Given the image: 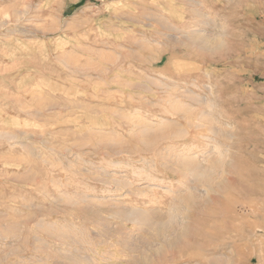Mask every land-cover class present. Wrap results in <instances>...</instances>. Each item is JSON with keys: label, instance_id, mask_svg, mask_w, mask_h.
Masks as SVG:
<instances>
[{"label": "rangeland", "instance_id": "1", "mask_svg": "<svg viewBox=\"0 0 264 264\" xmlns=\"http://www.w3.org/2000/svg\"><path fill=\"white\" fill-rule=\"evenodd\" d=\"M143 256L264 264V0H0V264Z\"/></svg>", "mask_w": 264, "mask_h": 264}, {"label": "bare ground", "instance_id": "2", "mask_svg": "<svg viewBox=\"0 0 264 264\" xmlns=\"http://www.w3.org/2000/svg\"><path fill=\"white\" fill-rule=\"evenodd\" d=\"M195 224V223H194ZM196 225V224H195ZM191 229H193V228H191ZM198 229H200V228H198ZM205 229V228H204ZM188 230H189V228H188ZM203 230V229H202ZM201 232V231H200ZM199 233V231L197 232V234ZM202 233V232H201ZM206 233V232H205ZM191 234V233H190ZM204 234V233H203ZM203 234H200V235H203ZM195 235V234H194ZM199 235V234H198ZM210 235V234H209ZM196 236V235H195ZM204 236V235H203ZM211 236V235H210ZM181 237H183V236H181ZM180 237V238H181ZM179 238V239H180ZM185 238V237H184ZM197 238V237H196ZM198 238H200V237H198ZM204 238V237H203ZM175 239H177V238H175ZM179 239H178V241H179ZM182 240V239H181ZM189 240V239H188ZM187 239H186V241H188ZM191 240V239H190ZM184 241V240H183ZM170 242V241H169ZM167 243V245L166 246H168L169 247V245L171 246V245H176V243H177V241L176 242H174V243ZM191 242V241H190ZM196 242V241H195ZM200 242V241H199ZM204 242H205V244H206V246L210 249V247H211V240L209 239V238H207V239H204ZM113 243V242H112ZM179 243V242H178ZM194 244H196V243H194ZM201 244V243H200ZM204 244V243H203ZM193 245V244H192ZM178 246V245H177ZM199 247V246H198ZM201 247H203L202 245H201ZM188 249V248H187ZM204 249H205V247H204ZM192 250V249H191ZM190 250V251H191ZM197 250V249H196ZM200 250V249H199ZM211 250V249H210ZM184 251V250H183ZM186 251V250H185ZM202 251V250H201ZM158 252V251H157ZM159 253V252H158ZM183 254H182V257L180 258V260L179 261H181V260H184L185 258H187V257H185L184 256V252H182ZM188 255V254H187ZM120 256V255H119ZM201 256H203L204 257V255H201ZM185 257V258H184ZM139 258V260L136 262L135 261V264H156V261H153V260H150V259H148V258H146L145 256H143V257H138ZM173 258V257H172ZM189 259H188V261L189 262H194V261H196L198 258L197 257H195V256H189L188 257ZM206 260V259H205ZM209 260V259H208ZM178 261V262H179ZM198 261V260H197ZM200 261H202V260H200ZM210 261V260H209ZM199 262V261H198ZM208 262V261H207ZM201 263V262H200ZM209 263V262H208ZM132 264V263H131ZM195 264V263H194Z\"/></svg>", "mask_w": 264, "mask_h": 264}]
</instances>
